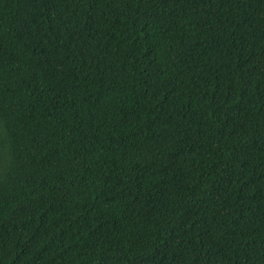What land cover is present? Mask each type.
<instances>
[{
  "label": "trees",
  "instance_id": "16d2710c",
  "mask_svg": "<svg viewBox=\"0 0 264 264\" xmlns=\"http://www.w3.org/2000/svg\"><path fill=\"white\" fill-rule=\"evenodd\" d=\"M0 264H264V0H0Z\"/></svg>",
  "mask_w": 264,
  "mask_h": 264
}]
</instances>
